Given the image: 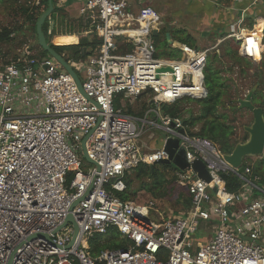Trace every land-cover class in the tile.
Wrapping results in <instances>:
<instances>
[{
    "label": "built area",
    "instance_id": "2783aa9c",
    "mask_svg": "<svg viewBox=\"0 0 264 264\" xmlns=\"http://www.w3.org/2000/svg\"><path fill=\"white\" fill-rule=\"evenodd\" d=\"M262 4L251 0L248 8ZM130 11V0L83 1L79 16L94 27L100 45L86 59L67 63L84 74L85 80L79 79L84 95L55 59L38 58L31 47L0 65V264L11 255L12 264H264L263 179L244 162L242 173L231 169L216 144L192 135L183 118L161 111L207 97L204 69L211 49L178 44L174 58H159L148 40L119 53L117 38L151 39L152 30H158L151 10L142 8L137 17ZM244 12L223 41L234 39L238 55L258 64L264 19L255 13L248 27ZM119 95L121 107L115 108ZM140 97L149 100L143 116L125 114L124 101ZM147 133L163 134L164 143L177 141L176 151H184L187 164L200 161L209 175L206 182L191 167L177 169L176 183L190 201L182 212L117 196L125 192L123 179L134 168L167 159L164 145L143 149L139 141ZM85 137L86 154L96 165L87 169L81 152ZM228 174L238 180L234 192L222 178ZM67 216L77 228L74 238L69 223L54 233ZM213 220L219 226L214 228ZM110 230L128 242L127 248L93 256L90 240ZM36 234L49 240L28 241Z\"/></svg>",
    "mask_w": 264,
    "mask_h": 264
},
{
    "label": "trees",
    "instance_id": "16d2710c",
    "mask_svg": "<svg viewBox=\"0 0 264 264\" xmlns=\"http://www.w3.org/2000/svg\"><path fill=\"white\" fill-rule=\"evenodd\" d=\"M10 1V0H6ZM13 2H17L19 0H12ZM49 1L52 4L53 11L47 19L43 26L42 31L47 36V44L49 47L59 56H61L66 62H77L80 60L86 59L88 56L94 54L97 51V48L100 45V40L97 38L95 32H92L91 38L86 37H80L77 41H72L70 38H67L65 41L62 38H59V34L56 33V22L58 24H64L65 23V14L63 13V9L59 8L57 6L58 0H23V5L19 7V12L25 17V20L31 24L32 26V32L36 39V33H35V26L38 21V18L40 15L45 12L48 9ZM3 3L2 0H0V4ZM263 6V4H262ZM255 9L252 8V11ZM258 14H260V17L264 19V11L263 9L258 10ZM60 22V23H59ZM51 24L53 25V28L50 27ZM78 30L76 33L74 31H68L69 33L61 34V35H80L82 32H87L89 30V26L83 25V23L77 24ZM19 28H4L0 31V44L2 43H8L12 41L14 38L11 35H14L16 32H18ZM166 32V31H165ZM181 30H173L168 31L172 36L175 37V35L180 34ZM52 37V38H51ZM153 38V44L155 45L156 49L162 47L164 50V53H166V50L171 49L169 44L166 42L165 38H162V40L159 39V36L152 37ZM52 39V40H51ZM173 39V37H172ZM174 40V39H173ZM178 43L187 45L189 47H192L190 44L191 39L189 37H186L184 39H177ZM228 41L225 40V42L221 43L217 49L224 48L223 55L219 56L215 52V57L213 60V64L208 63V60L206 62V66L204 69V85L205 89L207 91V97L201 101H196L199 103V111L197 115H192L191 112H187V117H183L182 112L180 111V107L183 102H186V100H182L172 106H163L161 108L162 113L165 116L171 117V118H183L184 125L191 129L194 128L196 125L200 124L199 129L193 133L192 135L210 140L214 144H216L224 153L229 154L232 152L234 147L237 144H243L247 141L248 135L245 134V136L242 138V140L239 142L235 138L232 139L234 136V127L231 125H228L225 123V116H220L217 114L218 107L222 105L223 98L228 94V91L230 90L231 86L229 85V78L223 76L228 75L232 73L233 67L236 65L240 67L242 64L246 66H250L254 63H252L250 60L243 59L240 57L236 50L227 49L226 44ZM77 43V44H76ZM263 45H264V31H263ZM224 46V47H223ZM38 47V46H37ZM33 49V46L31 47V50ZM38 49H40L38 47ZM130 46H127V49L125 52L130 51ZM83 51V53H82ZM174 53V52H173ZM167 54V53H166ZM38 58H46L48 57V54L40 49V53H37ZM169 57H174V54H168ZM226 57L232 64L230 66H226L225 63H222V59ZM14 61L17 60V58L13 59ZM218 62L221 64V69L217 68L215 66V63ZM256 65V71L252 75V81L249 83L248 90L249 92L256 88L255 92L252 95V103H256L260 108L264 110V59L262 58L260 63L255 64ZM225 66V67H224ZM240 75H244V71H239ZM121 99V95L117 96L114 100V107L119 108V101ZM239 99H237L238 101ZM259 103V104H258ZM180 104V106H178ZM255 105V104H254ZM143 110H145V105L142 108V111L140 113L136 114L137 116H141L143 113ZM125 114L133 116L135 115L133 112L129 110L125 111ZM252 171L255 175L260 176L262 179H264V176L261 175L262 171H264V160L256 162L255 165L252 166ZM133 175L134 179L137 180H143L148 179L152 180V183L150 186H144L143 183L141 184V189L153 193L155 191L162 190L163 186L165 185L162 180V178H158L157 172L154 168H150L147 165H139L138 167L134 168L130 174L125 175L123 182L126 186V190L124 193L117 194V196L123 200H132V198L135 196V192L130 193L129 189L132 185V180L129 179L130 175ZM227 185V190L229 192H234L237 190L238 186V180L235 176L228 174L227 176L222 177ZM164 191L159 193V196L163 195ZM179 200L182 201L183 204V210L188 209L190 206L189 197L181 195L179 197ZM128 242L121 239L119 235L113 231H108L107 235L105 236H99L95 235L89 242V248L91 254L94 256L97 253H99L102 250H108V251H115V250H125L127 248Z\"/></svg>",
    "mask_w": 264,
    "mask_h": 264
},
{
    "label": "rangeland",
    "instance_id": "374dc122",
    "mask_svg": "<svg viewBox=\"0 0 264 264\" xmlns=\"http://www.w3.org/2000/svg\"><path fill=\"white\" fill-rule=\"evenodd\" d=\"M2 1L3 3L0 4V31L4 28H7V29L8 28H19V30L14 35H11L14 38L12 41L8 43L0 44V63L3 64L6 61H8L9 63L10 61L13 62L14 61L13 59L15 58L18 59L21 56V53H19L20 50L16 51V49L21 48L22 46H25V48H29L33 46V49L31 50V52L34 54V56H38L37 53H40V49H38L37 47V42L32 32V26L30 23H28L25 20V17L19 12V7L23 5V0H19L17 2H13L12 0L10 1L2 0ZM187 1L190 2L191 0H160L159 2L155 0V1L145 2V4L154 8L157 11V13L160 14L161 17H164V20H163L164 23L169 22V26L168 27L166 26V30L173 31L174 29L182 28L181 25H183L184 21L179 22L180 20L179 17L180 15H182L181 14L183 13L182 11L188 8V6L186 5L188 3ZM131 10L132 11L130 12L137 17L138 12L134 13L133 9ZM64 13L67 15V17H70L72 19L78 18V14H76V16H69V14L65 10H64ZM155 21H156V24H159V22L157 23V20ZM78 23H83V25H86L83 19L80 20L79 18V20L77 19L73 20V22H71L70 25H66V26L64 25L61 28L59 26L58 28H56L55 31L57 33H60L64 31H69L70 28L71 29L74 28L77 31ZM254 23H255V19H253L252 17L245 19V25H247L248 27H251ZM258 24L260 25V27H262L263 21L261 20L258 21ZM190 25H193V23H191ZM51 26L52 24L50 25V27ZM184 29L188 30V27H185ZM189 30H192V29H189ZM88 32L89 30L87 31V34H85V32L80 33L79 36L78 35L76 36L77 38L75 36H63L59 38L65 39L66 37H68L72 41H75V40L78 41L80 37L88 36L91 38V35H88ZM227 34H228V31H227ZM127 35L130 36L129 34ZM184 35H187L186 31L184 32ZM140 40H143V41H140ZM148 40H151L152 42L153 38L151 37L150 39L149 37V38L138 39L136 37L132 41L135 45L143 46L145 44L144 41H148ZM196 44L198 45V47L201 48V50H205L206 45H204V43H201L200 41H196ZM226 48L237 51L239 49V44H237V42L234 39H229L226 44ZM223 50L224 48H220L218 51H216L215 49L214 51L211 50L210 52H208V55H207L208 63L213 64V60L214 58H216L214 52L217 55L222 56ZM163 51L164 50L162 49V47L157 48V56L159 58L169 57V55L164 53ZM171 58H174V57H171ZM262 58L264 59V54ZM222 63H225L226 66H230L232 64L231 62L229 63L226 57L222 59ZM215 66L221 69V64H219L218 62L215 63ZM256 68L257 67L255 64H252L250 66H246L242 64L240 67L235 65L232 69L231 74H228V75L223 74V76L229 78V85L231 86V88L228 91V94L224 96L222 105L218 107L217 114L220 116L221 115L225 116L226 117L225 123L234 127V136L232 137V139L235 138L239 142L242 140V138L246 134L244 131V128L249 127L252 124L253 119L249 111L245 109L239 110L237 108L238 107L237 99H243L249 93V90H248L249 83L250 81H252L251 77L253 73L256 71ZM240 70L244 71L245 74L240 75L239 73ZM75 71L78 73L77 75L79 79L83 82L85 80L84 74L80 73L77 69ZM142 103H143V100H138V101L129 103L126 106L124 105V107L122 108L125 111H127V109L129 108L132 112L138 113L141 109ZM254 104L257 107H259L256 103ZM178 106H180V104ZM180 108H181L180 111L182 112L183 117H187L188 115L187 112H191L192 115H197L199 111V103L196 101H192V100L190 101L186 100V102L182 103ZM199 127H200V124L196 125L194 128H191V130L193 132H196L199 129ZM164 141H165L164 138L160 136H155V138L149 142V137H147V134H146L145 136H143L141 142L144 143L145 145H150L151 147L150 150L155 151V150L160 149L164 145ZM219 153L222 155L226 154L220 148H219ZM258 158L259 156L245 158L243 162L245 163V165L253 166L258 161ZM82 160H83V166H85L84 167L85 169L93 166L87 163L86 161H84L83 158ZM153 168L157 172V175H158L157 177L162 178V180L165 181L164 182L165 185L163 186L162 190L149 193L141 189L142 183L144 186L147 187L151 185L152 180H148V179L137 180V179H134L133 175L131 174L129 176V179L132 180V185H131V188L129 189V192L130 193L135 192V196L132 198L131 201L137 204H140V205L147 206V207L151 206V208L156 207V209H159L161 211H165V212L171 211L173 214L182 212L183 204H182V201L179 200V197L181 195L186 196V197L188 196L186 194V191L184 189H181V187L177 185L176 183L177 177L175 174L177 172V168L173 164L169 166H154ZM261 175H264V171L261 173ZM162 191H164L163 195L159 196V193ZM153 214H154L153 211L150 210V215H151L150 217L151 219L155 220L154 216H152ZM211 225L215 228L219 226V223L216 220H213L211 222ZM196 237H198V235L194 236V238Z\"/></svg>",
    "mask_w": 264,
    "mask_h": 264
},
{
    "label": "crops",
    "instance_id": "0c3cea01",
    "mask_svg": "<svg viewBox=\"0 0 264 264\" xmlns=\"http://www.w3.org/2000/svg\"><path fill=\"white\" fill-rule=\"evenodd\" d=\"M83 1L84 0H58L57 6L63 9V13L65 10L69 14V16H76V14H78V18L72 19L70 17H67V15L64 13L65 23L58 24V22H56V27L58 28L60 26L61 28L64 25L65 26L70 25V23L73 22V20L75 19L79 20L80 18L81 20L82 18L79 16V9L82 6ZM148 1H155V0H130V9H133L134 13H137L140 9L147 8L151 10L153 13H155L157 17V23L159 22V24H157L158 34L156 36H159V39L162 40V38H165V35L168 33V31H170V30H166V26L167 27L169 26V22L164 23L163 22L164 17H161L160 14H158L154 8L145 4V2H148ZM159 1L160 0H157V2ZM250 1L251 0H243L242 2H239V3L237 2L234 4H230L229 0H191L190 2L187 1L188 3L186 5L188 6V8L182 11L183 12L181 13L182 15L178 14L180 15L179 22L184 21V23L183 25H181L182 28H177V29L183 32H181L178 35H175V37L172 36L170 33H168L172 40V46L169 45L171 49L166 50V53L170 55L171 54L177 55L178 52L174 50V47L180 44L178 43L177 39L179 38L184 39L186 37H189L191 39L190 44L195 49L201 50V48L198 47V45L196 44V41H200L201 43H204V45H206L205 50L211 49L212 51H214L216 49V51H218L217 47L221 43L225 42V40L223 41V39L227 37V35H229L230 31L233 29L232 27L234 26V24L236 23V20L240 16V11H245L243 15L247 19L251 17V15H255V13L257 14V16H260V14H258V10L260 11V9H263L264 11V2H263V6H259L254 11H252V9L248 8ZM230 7H232L233 10ZM85 23L88 26L87 22ZM191 23H193V25H190ZM53 25L54 24H52L51 28H53ZM185 27H188V30L184 29ZM177 29H174V30H177ZM189 29H192V30H189ZM77 30H78V27H77ZM69 31H72V32L74 31V33L77 32L74 28L73 29L70 28ZM185 31L187 35H184ZM227 31H228V34H227ZM66 33H69V32L68 31L60 32L58 33L59 34L58 37H63V36H75L76 37L77 36L76 34L75 35H61V34H66ZM152 37H155V36H152ZM172 37L174 40L172 39ZM67 38L68 37H66L64 41ZM132 40L133 39L131 37L117 38L119 53L125 52L127 49V46H130L131 49H135L137 45H135ZM25 49L27 48H25V46H22L21 48L16 49V51L20 50L19 53H21ZM237 53H238V50H237ZM71 62H74V61H71ZM7 63L8 61H6L3 64L0 63V65H5ZM138 100H143L140 111H142V108L144 105H145V110H146L148 103H149V100L147 99V97H140L136 101ZM120 102H121V99L119 101V106H120ZM127 104L129 103L124 101V105L126 106ZM127 110H129V108ZM145 110H143V113L141 116H143ZM140 111L138 113H140ZM138 113H134L135 115L133 116L139 117L136 115ZM155 136H160V135H153L151 133H147V137H149V142L152 141L155 138ZM142 138L139 141L140 145L143 147L145 151L147 150L151 151L150 145H145L144 143L141 142ZM262 160H264V154L258 158V161H262ZM262 181L264 183V179Z\"/></svg>",
    "mask_w": 264,
    "mask_h": 264
},
{
    "label": "water",
    "instance_id": "95a60500",
    "mask_svg": "<svg viewBox=\"0 0 264 264\" xmlns=\"http://www.w3.org/2000/svg\"><path fill=\"white\" fill-rule=\"evenodd\" d=\"M264 2V0H263ZM53 11V7L51 2L49 1L48 9L43 12L40 17L38 18V21L35 26V33H36V42L37 46L45 51L48 56L55 59V61L62 67L65 72L71 76V78L74 80L75 85L77 87L78 92L81 95L83 94L81 82L77 76V74L74 72V70L69 66V64L58 54H56L47 44V36L42 31V26L44 22L49 19L51 13ZM92 32H94V27L89 28L90 35ZM158 34V30L154 29L152 31V36H156ZM165 40L169 45H172V40L170 38V35L167 33L165 35ZM83 53V51H82ZM243 59L248 60L246 56L240 55ZM256 88H253L243 99H239L237 101L238 103V109L242 110L245 109L249 111L252 115L253 122L249 127H245L244 131L248 135V139L243 144H237L231 153L225 154L223 156L225 162L227 165L233 169L237 170L238 173L243 172V161L245 158L249 157H256V156H262L264 154V110L260 107H257L252 103V95L255 92ZM160 137L164 138L163 134H160ZM87 137H85L81 143V152H82V158L84 161L91 165H95L93 161H91L85 150V142ZM178 148V143L175 140L167 139L164 143V150L167 153V159L161 160L151 166L150 168H153L154 166H169L173 164L177 169L184 170L187 167H191L192 170L198 175V177L206 182L210 181L209 175L205 169V166L200 161H195L191 165H188L185 160V153L182 149H176ZM97 168V167H96ZM91 189V186L89 187L88 191L86 192L85 196L79 199L78 201L74 202L72 205V208L76 206L80 201H82L88 194ZM213 191V188H211ZM71 224L74 229L73 238L77 233V228L75 224L72 221L71 216H67L65 222L61 227H59L54 233L59 232L62 228H64L67 224ZM46 239L49 240L48 236L42 235V234H36L28 238V241H32L35 239ZM13 262V255L10 256L9 260L6 264H12Z\"/></svg>",
    "mask_w": 264,
    "mask_h": 264
},
{
    "label": "bare ground",
    "instance_id": "6f19581e",
    "mask_svg": "<svg viewBox=\"0 0 264 264\" xmlns=\"http://www.w3.org/2000/svg\"><path fill=\"white\" fill-rule=\"evenodd\" d=\"M260 25L258 24L257 26H255V29L257 30V31H260ZM255 57H256V59H259V50L256 52V55H255Z\"/></svg>",
    "mask_w": 264,
    "mask_h": 264
}]
</instances>
